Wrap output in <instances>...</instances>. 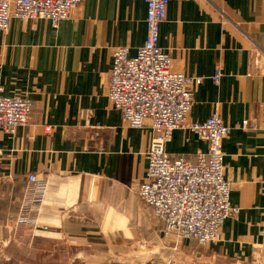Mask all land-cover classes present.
Masks as SVG:
<instances>
[{
  "label": "crops",
  "instance_id": "1",
  "mask_svg": "<svg viewBox=\"0 0 264 264\" xmlns=\"http://www.w3.org/2000/svg\"><path fill=\"white\" fill-rule=\"evenodd\" d=\"M146 17L143 2L85 0L57 28L13 18L0 32V95L34 104L29 126L0 130V264H58V251L72 264L92 250L130 255L140 244L160 255L142 264H264V0H170L161 25L172 69L204 78L189 121L219 110L231 128L222 148L239 211L206 246L177 248L163 237L164 224L137 194L152 130L130 128L107 95L114 51L137 55ZM167 152L194 163L208 144L177 130Z\"/></svg>",
  "mask_w": 264,
  "mask_h": 264
},
{
  "label": "built area",
  "instance_id": "2",
  "mask_svg": "<svg viewBox=\"0 0 264 264\" xmlns=\"http://www.w3.org/2000/svg\"><path fill=\"white\" fill-rule=\"evenodd\" d=\"M147 7V38L135 57L126 47L116 48L107 95L124 122L133 129L149 124L152 137L147 151L146 177L137 194L164 224L167 240L177 236L178 246L195 241L206 246L220 240L224 222L239 210L232 206V184L225 177L223 141L231 133L219 110L205 122H190L196 89L204 78L187 76L172 69L171 55L160 47L161 25L166 21L170 0H129ZM85 0H0V32L7 34L13 18L49 21L57 28ZM1 68V66H0ZM223 73L217 67L212 80L219 84ZM34 104L29 96L0 95V130L15 135L29 126ZM251 124L243 122V129ZM47 134L52 127L45 128ZM187 130L207 142L208 152L196 162L173 159L167 152L174 132ZM1 155V151H0ZM37 177L28 176L30 187ZM23 224V221H21Z\"/></svg>",
  "mask_w": 264,
  "mask_h": 264
},
{
  "label": "rangeland",
  "instance_id": "3",
  "mask_svg": "<svg viewBox=\"0 0 264 264\" xmlns=\"http://www.w3.org/2000/svg\"><path fill=\"white\" fill-rule=\"evenodd\" d=\"M21 218L17 220L18 226H22L21 224ZM165 238V235H163ZM166 239V238H165ZM175 239H178L177 236H173L172 239H169V242H172L175 247H179L178 244L173 241ZM167 240V239H166ZM139 249L137 251H134L133 254L130 255H124L119 252H112L109 250V248L103 247L99 250H92L96 256H94L91 252L87 259H75V261L72 264H142L147 263L150 261H154L157 256V253L155 252V249H150L146 247V244H140ZM154 252V253H153ZM64 252L58 251V255L56 257L58 264H66L61 263L60 261L63 258ZM65 255V254H64ZM67 263H70L69 260H67ZM21 264H32L29 261H21Z\"/></svg>",
  "mask_w": 264,
  "mask_h": 264
}]
</instances>
